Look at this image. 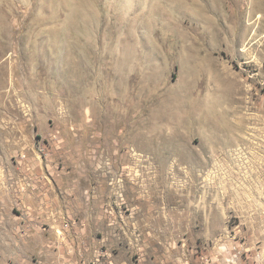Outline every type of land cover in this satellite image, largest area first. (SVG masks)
I'll use <instances>...</instances> for the list:
<instances>
[{"label": "rangeland", "instance_id": "374dc122", "mask_svg": "<svg viewBox=\"0 0 264 264\" xmlns=\"http://www.w3.org/2000/svg\"><path fill=\"white\" fill-rule=\"evenodd\" d=\"M143 147L177 151L161 187ZM25 263L264 264V0H0V264Z\"/></svg>", "mask_w": 264, "mask_h": 264}, {"label": "bare ground", "instance_id": "6f19581e", "mask_svg": "<svg viewBox=\"0 0 264 264\" xmlns=\"http://www.w3.org/2000/svg\"><path fill=\"white\" fill-rule=\"evenodd\" d=\"M122 101V100H121ZM115 107V106H114ZM107 109H108V107H107ZM196 113V112H195ZM214 113V112H213ZM167 115V114H166ZM166 115H164V117L166 116ZM171 115V114H170ZM154 118V117H153ZM159 118V117H158ZM163 118V117H162ZM167 118H169V117H167ZM172 118V117H171ZM160 119V118H159ZM156 122H158L157 120V118H155L154 119ZM153 119L151 120V121H154ZM164 120V119H163ZM162 120V121H163ZM170 120V119H169ZM150 121V120H149ZM155 121L153 122V123H155ZM165 121H167L166 119H165ZM171 121V120H170ZM148 122V121H147ZM164 122V121H163ZM162 122V123H163ZM168 123V122H167ZM167 123H166V125H167ZM134 124V123H133ZM156 124V123H155ZM169 125H170V123H168ZM172 124V123H171ZM177 125V126H179V128H180V126L183 124V122L182 121H180V120H178V118H176L174 115H173V124L172 125ZM161 125V124H160ZM163 125V124H162ZM161 125V126H162ZM133 126H136V125H133ZM154 125H152V127H153ZM137 127V126H136ZM135 127V128H136ZM170 128L172 127V126H169ZM168 127V128H169ZM174 127V126H173ZM149 128V127H148ZM154 128H156L157 129V127H154ZM154 128H153V130H154ZM161 128V127H160ZM159 128V129H160ZM169 128V129H170ZM164 129H165V127H164ZM167 129V128H166ZM172 129V128H171ZM161 130H162V128H161ZM158 130H156V132H157ZM160 131V130H159ZM159 131H158V135L157 136H159ZM166 131V130H165ZM155 131H153V133H154ZM170 132H171V130H170ZM160 133H162V132H160ZM141 134V133H140ZM139 134V135H140ZM147 134V133H146ZM151 134H152V132H151ZM161 135V134H160ZM163 135V134H162ZM170 135V134H169ZM146 136V135H145ZM167 137H169V136H167ZM153 138V137H152ZM158 138V137H157ZM157 138H156V141H157ZM138 138H136V140H137ZM144 139H145V137H144ZM162 139V138H161ZM167 139V138H166ZM165 139V140H166ZM155 141V142H156ZM162 141V140H161ZM160 141V142H161ZM144 142V141H143ZM151 142H153V141H149V144L151 143ZM158 142V141H157ZM164 142H167V141H164ZM218 142V141H217ZM168 143V142H167ZM206 144H207V142H205ZM204 143V144H205ZM208 143H210V142H208ZM216 143V142H215ZM147 144V143H146ZM152 144V143H151ZM154 144V143H153ZM152 144V145H153ZM169 144V143H168ZM211 144V143H210ZM151 145V146H152ZM158 145H161V143L160 144H158ZM157 145V146H158ZM166 145V144H165ZM141 146H143V145H141ZM146 146V145H145ZM149 146V145H148ZM207 147H209L208 145H206ZM212 146H213V144H212ZM214 146H216V145H214ZM154 147H155V145H154ZM161 147V146H160ZM207 147H206V149H207ZM146 148V147H145ZM151 148H153V147H149V148H146V149H144V147H143V149L145 150V153H148V154H150L149 155V157L152 155V156H154V158H153V161L154 162H156V163H158L159 164V167H158V169H157V171H156V176H155V178H153L154 180V183H155V185L157 186V185H163L164 183H166V168H167V166H168V161L171 159V157L173 156L174 157V155L175 154H177V151L176 150H173V151H168V152H158L159 151V147H158V151L157 150H153V149H151ZM163 147H161V149H162ZM205 148V147H204ZM214 148H216V147H214ZM169 149V148H168ZM205 149V150H206ZM211 149V148H210ZM143 150V151H144ZM163 150V149H162ZM171 150V149H170ZM157 151V152H156ZM187 151V150H186ZM191 151V150H190ZM181 152H184V151H181ZM192 152V151H191ZM179 153V152H178ZM186 153V152H185ZM184 153V154H185ZM188 153V152H187ZM190 153V152H189ZM193 153V152H192ZM184 154H182V155H184ZM195 155L196 154H198V153H194ZM180 155H181V153H180ZM179 155V156H180ZM188 155V154H187ZM200 154H198V156H199ZM176 156H178V155H176ZM194 156V155H193ZM182 157V156H181ZM190 154L188 155V157H187V160H189L190 158ZM196 157V156H195ZM201 158V157H200ZM182 159H184V158H182ZM192 160V158L189 160V161H191ZM194 160V159H193ZM179 162V161H178ZM185 162V161H184ZM193 162V161H192ZM191 162V163H192ZM197 162H199V161H197ZM202 162L204 163V161L202 160ZM185 163H190V162H185ZM194 164V163H193ZM195 165V164H194ZM201 166V165H200ZM203 167V166H202ZM167 170H168V168H167ZM168 176V175H167ZM165 186V185H164ZM158 187V186H157ZM161 187V186H160ZM154 189H156V188H154ZM166 190V189H165ZM168 190V189H167ZM170 192V191H169ZM169 195V194H168Z\"/></svg>", "mask_w": 264, "mask_h": 264}, {"label": "built area", "instance_id": "2783aa9c", "mask_svg": "<svg viewBox=\"0 0 264 264\" xmlns=\"http://www.w3.org/2000/svg\"><path fill=\"white\" fill-rule=\"evenodd\" d=\"M69 225L67 223L64 224V229H68ZM64 229H61L60 231H58V233L62 234V232H64Z\"/></svg>", "mask_w": 264, "mask_h": 264}, {"label": "crops", "instance_id": "0c3cea01", "mask_svg": "<svg viewBox=\"0 0 264 264\" xmlns=\"http://www.w3.org/2000/svg\"><path fill=\"white\" fill-rule=\"evenodd\" d=\"M25 264H28V263H25Z\"/></svg>", "mask_w": 264, "mask_h": 264}]
</instances>
